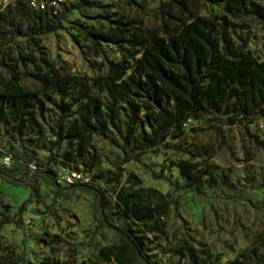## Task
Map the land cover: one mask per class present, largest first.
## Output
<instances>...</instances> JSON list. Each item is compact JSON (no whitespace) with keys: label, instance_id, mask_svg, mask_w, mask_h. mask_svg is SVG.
Here are the masks:
<instances>
[{"label":"rangeland","instance_id":"374dc122","mask_svg":"<svg viewBox=\"0 0 264 264\" xmlns=\"http://www.w3.org/2000/svg\"><path fill=\"white\" fill-rule=\"evenodd\" d=\"M134 1L140 5L134 4L133 0H91L95 4L93 8L72 10L68 19L107 34L110 26L99 16L136 18L142 29L164 35V16L169 14L176 22L185 17L170 0ZM225 1L190 6L194 12L224 16ZM76 3L75 0H64L58 10ZM230 19L231 44L239 47L242 43L245 51H251L264 62L261 24L251 17ZM64 27L40 39L46 60L62 75L71 77L74 83H83L88 94L102 103L101 118L105 119V107L109 103L107 86L105 83L95 85L93 81L110 74V62L125 64L127 61L126 78L137 72L135 61L125 60L121 49L112 44L102 43L101 51L95 53L80 31L73 29L70 23H64ZM31 50L24 38H17L0 51V84L10 79L1 63L4 60L19 74V83L25 90L34 93L40 89L37 80L22 75L24 71L37 70L32 64L23 66L10 60L18 51L28 53ZM71 92L72 96L67 100L77 95L75 88H71ZM48 94L52 102L46 103L45 115L50 129L45 130L44 141L51 145L55 141L53 130L59 118L55 104L60 100L55 91L50 90ZM85 101L82 98V102L73 107L67 120L68 129L84 137L85 152L77 153V146L74 147V160L70 161L64 155L65 142L54 150H37L41 157H51L56 167L70 162L75 169L87 170L90 179L97 180L98 186L113 200L118 199L117 192L121 188H127L139 193L152 206L167 204L168 216L157 221L159 229L153 231V225L140 223L133 226V230L143 236L150 255L161 264H233L236 260L257 264V256L264 248V118L246 126L215 122L203 130L200 121H191L185 126L189 131L181 138L167 139L159 153L148 151L138 156L132 145L140 127L132 125L131 138L128 142L124 139L126 102L119 100L115 124L108 126V137L103 139L100 135H87L80 127L81 104ZM161 105L173 111L176 99L169 95ZM192 127L197 131H190ZM144 128L152 130L149 124ZM7 130L10 131L0 126V144L10 150L21 149L22 143L17 136L8 134ZM191 155H195L192 162L198 164L191 174L203 176L201 183L179 173L178 163L188 162ZM125 158L130 161L121 166V177H112ZM91 164L92 167H88ZM132 174L140 182L131 177ZM164 178H168L173 186ZM28 195L29 190L3 184L0 180V217L5 211L16 214L17 207ZM39 195L28 204L19 227L6 225L0 232V264H39L47 260L67 264H141L131 252L124 250L114 232L100 228L95 221L91 197L75 190L69 192L68 198L55 200L52 188L45 185L40 187ZM41 240L44 243L38 242ZM108 248L114 253L110 254ZM118 256H121L120 260Z\"/></svg>","mask_w":264,"mask_h":264},{"label":"trees","instance_id":"16d2710c","mask_svg":"<svg viewBox=\"0 0 264 264\" xmlns=\"http://www.w3.org/2000/svg\"><path fill=\"white\" fill-rule=\"evenodd\" d=\"M75 1L76 4L56 13L49 8L44 11L30 8L27 0H16L0 8V51L17 38H24L32 48L31 52L18 51L16 57L10 60L23 66L32 64L37 70L24 71L22 75L40 84L37 92L25 90L19 83V74L1 60L10 79L0 84V126L9 128L8 134L17 136L22 146L19 150H10L0 144V180L3 184L29 190V195L17 207L16 214L3 212L0 232L6 225L19 227L22 224L21 217L28 204L39 198L42 185L52 188L55 200L68 198L69 192L78 190L93 199L95 221L100 228L114 232L126 252H131L141 264H161L150 255L143 236L135 232L133 226L140 223L153 225V231L159 229L157 221L164 215L168 216L167 204L152 206L139 193L127 188H121L117 192L118 199L113 200L93 178L87 183L62 186L57 179L56 162L51 157H41L37 150H54L67 142L64 155L70 161L74 160V147L77 146V153L85 152L84 137L67 127L70 111L82 102V98L86 101L81 104V129L87 135L96 134L103 139L108 137V126L115 124L119 100L126 102L124 139L128 142L131 138L132 125L140 127L132 145L134 154L138 156L148 151L159 153L167 139L181 138L189 131L185 127L189 121H200L203 130L215 122L218 125L246 126L264 118V62L251 51H245L242 43L239 47L233 46L230 32V17L238 20L251 17L264 30V0H226L224 16L194 12L190 6L199 7L202 3L213 5L214 0H170L185 17L176 22L169 14L164 16V35L142 29L136 18L124 19L113 15L99 16L110 26L107 34L90 26L83 27L69 21L70 12L91 9L95 4L91 0ZM133 3L140 5L134 0ZM64 23H70L73 29L80 31L95 53L101 51L102 43L112 44L121 49L125 60L135 61L137 72L126 78L124 76L129 70L127 61L125 64L110 62V74L93 81L95 85L105 83L107 86L109 103L105 107V119L101 118L102 103L88 94L86 86L78 81L74 83L71 77L62 75L46 60L40 39L65 29ZM71 88H75L77 95L67 100L72 96ZM50 90L55 91L60 100L55 104L59 118L53 130L55 141L51 145L44 141L45 130L50 129L45 115L46 103L52 102L48 94ZM169 95L176 99L173 111L161 107V102ZM145 124H149L152 130L145 129ZM190 131L196 132L197 128L192 127ZM109 142L113 143V140L109 139ZM5 156L11 158L9 166L2 162ZM194 159L195 155H191L188 162L180 161L177 165L179 173L201 183L203 176L191 174L198 167L192 162ZM129 161L125 158L112 177L119 179L121 166ZM63 165L71 166L70 162ZM131 177L140 182L135 174ZM164 179L173 186L168 178ZM38 242L44 243L42 240ZM107 251L114 253L113 249L108 248ZM117 259L120 260L121 256ZM39 264L67 263L47 260ZM233 264L245 262L236 260ZM257 264H264V248L257 256Z\"/></svg>","mask_w":264,"mask_h":264},{"label":"built area","instance_id":"2783aa9c","mask_svg":"<svg viewBox=\"0 0 264 264\" xmlns=\"http://www.w3.org/2000/svg\"><path fill=\"white\" fill-rule=\"evenodd\" d=\"M64 0H27V5L30 8L44 11L46 9H52L53 13H56L59 6L62 5ZM191 121H189L190 123ZM4 165L9 166L11 158L9 156L2 157ZM35 168V166H32ZM58 182L62 186H72L79 182H89L90 177L85 170L75 169L69 165H62L56 169Z\"/></svg>","mask_w":264,"mask_h":264},{"label":"crops","instance_id":"0c3cea01","mask_svg":"<svg viewBox=\"0 0 264 264\" xmlns=\"http://www.w3.org/2000/svg\"><path fill=\"white\" fill-rule=\"evenodd\" d=\"M16 0H1L0 1V8H3L7 3H11V2H14Z\"/></svg>","mask_w":264,"mask_h":264}]
</instances>
